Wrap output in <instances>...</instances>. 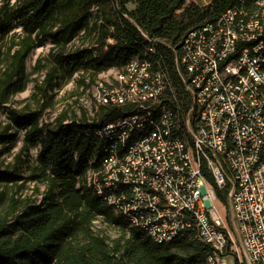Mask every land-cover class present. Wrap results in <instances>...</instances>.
I'll return each mask as SVG.
<instances>
[{
	"label": "trees",
	"instance_id": "obj_1",
	"mask_svg": "<svg viewBox=\"0 0 264 264\" xmlns=\"http://www.w3.org/2000/svg\"><path fill=\"white\" fill-rule=\"evenodd\" d=\"M259 0H0V108L23 92L30 81L27 59L48 41L54 45L53 65L42 82L34 80L33 97H46L59 80L80 75L88 87L107 66L123 65L144 55L150 45L168 72L173 92L167 88L164 103L174 95L189 103L176 67V53L193 29L216 21L239 6L254 13ZM129 5H133L132 8ZM155 40L153 43L148 40ZM82 42L75 44L78 37ZM10 41L6 50L2 42ZM89 43V44H87ZM39 58L34 72L45 69ZM47 107L38 111L10 110L18 129L25 130L23 150H37L30 179L45 190L39 201L9 196L0 190V264H208L212 248L196 237V227L186 229L173 242L159 244L144 230L132 227L120 213L88 184L91 170L104 159V139L98 131L106 121L138 113L136 102L102 105L78 115L64 109L51 122L42 123ZM18 133L0 132V154L14 146ZM215 185L218 199L228 204V189ZM20 175L0 168V186L17 185ZM21 187V186H19ZM19 189V188H18ZM102 220L118 228L111 238L95 229Z\"/></svg>",
	"mask_w": 264,
	"mask_h": 264
},
{
	"label": "built area",
	"instance_id": "obj_2",
	"mask_svg": "<svg viewBox=\"0 0 264 264\" xmlns=\"http://www.w3.org/2000/svg\"><path fill=\"white\" fill-rule=\"evenodd\" d=\"M258 4L254 13L228 9L175 50L188 104L175 95L164 103L173 84L162 60L150 57L153 45L107 66L91 89V111L128 102L139 111L101 126L105 156L88 184L156 243L195 226L213 250L208 264H264V0ZM208 176L229 190L234 230Z\"/></svg>",
	"mask_w": 264,
	"mask_h": 264
},
{
	"label": "rangeland",
	"instance_id": "obj_3",
	"mask_svg": "<svg viewBox=\"0 0 264 264\" xmlns=\"http://www.w3.org/2000/svg\"><path fill=\"white\" fill-rule=\"evenodd\" d=\"M130 8L133 5H129ZM82 42V37H78L75 44ZM10 41L5 39L2 42L4 50L9 46ZM89 44V43H87ZM54 51V45L51 41H48L44 46L34 49L28 59H27V72L30 77V81L27 84L26 89L23 92L15 93L12 96L11 102L6 104L4 108H0V132H5L7 134L18 133L17 141L14 146L10 147L7 145V149L3 150L0 154V168L4 169H14L16 173L20 175V180H18L17 185L3 184L0 186V190L7 192V197L4 202H2L3 208H8L10 204L9 196H11L15 191H17V198L27 199L31 198L33 200L39 201L45 190V184L40 180L30 179L33 172V168L36 165L35 159L37 150L35 148L31 149L29 152L23 150L25 142V130L18 129L16 124L12 119L10 110H25L35 112L46 105L47 107L42 115V123L51 122L59 113L64 109L69 108L75 111L78 115L82 114V108L91 112V87L87 86L89 82V77L87 76L84 84H80L78 79L80 75L76 74L72 79L59 80V84L54 86L53 89L48 91V96L36 98L33 97L35 92V81L42 82L46 76L47 69L51 67L53 63L52 53ZM39 58H43V64L46 65L45 69H40L34 72V68L37 65ZM98 79V76L96 80ZM4 144L0 145L2 149ZM21 186V187H19ZM19 188V189H18ZM220 203V207L223 209L222 213L225 215V219L230 223L232 230H234V220L232 218V211L230 208V200L228 198V204ZM95 229L102 230L108 234L111 238H116L118 233V228L110 225L102 220L95 221ZM231 264L234 261L230 259Z\"/></svg>",
	"mask_w": 264,
	"mask_h": 264
}]
</instances>
